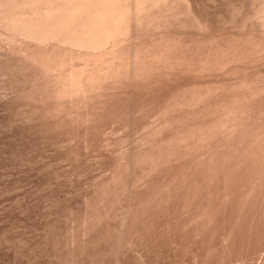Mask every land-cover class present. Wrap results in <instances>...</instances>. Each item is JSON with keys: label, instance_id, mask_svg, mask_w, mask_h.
<instances>
[{"label": "rangeland", "instance_id": "rangeland-1", "mask_svg": "<svg viewBox=\"0 0 264 264\" xmlns=\"http://www.w3.org/2000/svg\"><path fill=\"white\" fill-rule=\"evenodd\" d=\"M215 1L213 30L177 47L215 94L170 112L196 73L57 101L3 10L0 264H264V0Z\"/></svg>", "mask_w": 264, "mask_h": 264}, {"label": "bare ground", "instance_id": "bare-ground-1", "mask_svg": "<svg viewBox=\"0 0 264 264\" xmlns=\"http://www.w3.org/2000/svg\"><path fill=\"white\" fill-rule=\"evenodd\" d=\"M210 1L4 0L0 16L4 14L3 10L10 11L5 13L11 26L13 24V27L20 29L18 31L23 30L26 36L40 43L38 52L35 53L32 49L34 52L24 54L23 58L25 63L35 70L52 74L53 83L44 85L49 89V96L59 102L61 99L73 97L86 101L91 99L93 94L107 98L124 96L137 92L142 86L154 83L159 78L177 76L185 72L196 73L194 76L185 77L177 88L172 90L171 98L176 99L177 103L173 102L176 103L173 105L171 99V105L167 104L162 109L163 112H170L182 105L181 100H205L215 92L210 87L202 86L199 81L197 72H200V66L194 63L195 53L186 61L185 56L177 51L178 46L186 43L195 47L193 44L199 41V37L194 36L198 35L197 32L200 35L205 28L208 33L213 30L215 16L217 18L218 14L215 15L214 10L216 1L214 0L213 4ZM4 19L6 21V18ZM192 29L196 30L195 34ZM190 31L194 34L193 39L197 38V42L190 40L193 44L189 42L191 36L186 38L190 33L192 35ZM211 36L212 32L208 37ZM75 60H80V64L76 65ZM52 99L50 101H53ZM57 106L56 108H62L63 105ZM200 135L203 136V132Z\"/></svg>", "mask_w": 264, "mask_h": 264}]
</instances>
